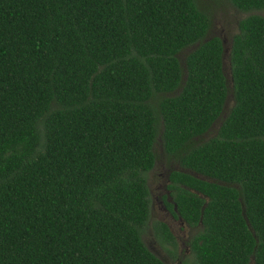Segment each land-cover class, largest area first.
I'll list each match as a JSON object with an SVG mask.
<instances>
[{"label": "trees", "instance_id": "trees-1", "mask_svg": "<svg viewBox=\"0 0 264 264\" xmlns=\"http://www.w3.org/2000/svg\"><path fill=\"white\" fill-rule=\"evenodd\" d=\"M229 1L228 88L195 0H0V264H165L141 239L158 132L200 224L181 264H264V0Z\"/></svg>", "mask_w": 264, "mask_h": 264}, {"label": "rangeland", "instance_id": "rangeland-1", "mask_svg": "<svg viewBox=\"0 0 264 264\" xmlns=\"http://www.w3.org/2000/svg\"><path fill=\"white\" fill-rule=\"evenodd\" d=\"M197 6L203 10L209 17L210 24L205 37L211 35H216L220 38L222 43V69L225 77L228 80V88L230 87V70H229V60L228 51L231 42L232 35L237 31L238 20L243 17L247 11L240 10L236 8L229 0H195ZM194 44L187 45L179 51L180 59L183 58L184 54L189 51ZM155 103V100H151ZM232 105V96L228 91L226 100L223 104V109L221 115L211 124V126L202 134L194 138V142L206 139L212 136L216 127L219 124L220 118L225 115L228 108ZM153 151L155 154L154 165L146 172V181L148 186V197H149V224L152 220L161 219L167 220V213L164 210L161 194H165L167 180V172L172 168H181L175 155L166 153L161 144V139L159 132L157 133L155 140L153 142ZM171 221V220H170ZM171 227L176 232L182 233V229L179 227L178 231L176 227L178 222L173 220L171 222ZM189 234V232H184ZM141 239L145 245L157 255L165 264H180L173 256H169L165 247L160 245L151 233L149 225L144 226L141 232ZM251 264V262H250Z\"/></svg>", "mask_w": 264, "mask_h": 264}, {"label": "flooded vegetation", "instance_id": "flooded-vegetation-1", "mask_svg": "<svg viewBox=\"0 0 264 264\" xmlns=\"http://www.w3.org/2000/svg\"><path fill=\"white\" fill-rule=\"evenodd\" d=\"M167 184V183H166ZM167 192L165 194H161V201L164 207L165 212L167 213V220H161V219H153L152 222H150L149 224V216L147 219V222L145 224L149 225V228L151 229V233L153 235V237L155 238V240L162 245L163 247H165V250L167 251L169 256H173L176 260H178L179 262L184 260L190 261L192 260L193 257V251L191 249V239L193 238V236L196 234V232L198 231V229L200 228V224H194L191 225L189 224L175 209V206L173 205V201H172V194H171V189L166 187ZM167 202H171V205H168ZM154 220H158L161 221L165 224L166 228L169 230L172 239L170 242L163 240V243L161 244L156 237L154 236L153 233V228H152V223ZM171 220V221H170ZM175 220L177 221L179 225H177L176 230L178 231L179 227L183 230H185L186 232H189V234L187 233H179L175 231V228L173 229L171 227V222ZM179 264V263H178ZM181 264V263H180Z\"/></svg>", "mask_w": 264, "mask_h": 264}]
</instances>
